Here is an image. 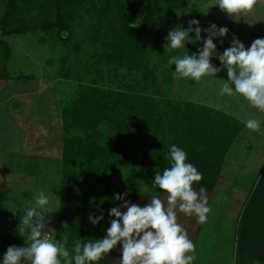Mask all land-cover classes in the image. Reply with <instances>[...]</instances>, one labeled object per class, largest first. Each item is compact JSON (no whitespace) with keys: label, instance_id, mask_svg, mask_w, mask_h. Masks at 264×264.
Segmentation results:
<instances>
[{"label":"rangeland","instance_id":"rangeland-1","mask_svg":"<svg viewBox=\"0 0 264 264\" xmlns=\"http://www.w3.org/2000/svg\"><path fill=\"white\" fill-rule=\"evenodd\" d=\"M142 1L148 8L143 13H137L135 0H68L59 8L58 0H0V234L22 243L13 242L16 246L27 243L17 231L20 212L24 202H34L40 191L50 196L53 213L47 215L57 232L65 174L91 171L99 162L103 167L105 158L96 153L119 141L130 154L120 153L111 195L127 193L125 199L141 206L152 195H160L166 203L167 194L152 181L157 170L170 167L163 158L174 137L186 140L187 144L182 142L186 147L194 142L186 115L192 116L188 110L192 106L198 111L205 108L223 126L218 130L213 124L215 132L203 141L208 146L197 143L196 148L211 156L221 134L222 167L216 186L206 190L208 220L201 224L194 215L178 212V223L196 246L194 264H264L238 254L243 221L264 227V127L260 132L245 127L249 118L264 121V113L239 94L221 95L223 80L178 78L164 47L170 30L187 28L197 19L202 28L212 23L228 28L223 44L220 38L214 40L219 53L230 46L233 34L247 48L264 37V0L234 18L214 5L216 0ZM60 21L68 29L61 35ZM42 22L50 26L45 29ZM201 45L202 41L186 44L188 54ZM187 49L171 54L183 55ZM212 63L220 66L218 58ZM216 77L226 80V69ZM150 110L155 112L152 118L165 121V129L153 138L151 131L136 126V117H149ZM169 123L177 130L169 131ZM134 133L136 141L131 138ZM124 135L130 136L128 141ZM152 139L156 145L150 147ZM85 179L77 175L78 186L91 189L92 181ZM71 229L77 235L68 236L70 257L76 240L85 243L105 234L91 233L92 224L81 220ZM254 233L248 234V243L264 245V237L257 239ZM120 257L118 245L110 259L99 264H120ZM61 261L65 264L64 258Z\"/></svg>","mask_w":264,"mask_h":264},{"label":"clouds","instance_id":"clouds-1","mask_svg":"<svg viewBox=\"0 0 264 264\" xmlns=\"http://www.w3.org/2000/svg\"><path fill=\"white\" fill-rule=\"evenodd\" d=\"M257 0H216L215 4L229 17L234 18L251 12ZM227 27L212 23L202 28L197 19L188 22V27L177 26L168 32L165 49L170 53L168 63L175 65L174 74L178 78L200 82L205 78L223 80L221 95L239 94L259 112L264 113V37L256 38L245 47L235 34L230 46L222 53L217 43L228 33ZM202 32L206 33L202 36ZM202 45L196 52L188 54L186 44ZM187 49L183 55L171 54L174 50ZM218 58L220 66L212 63ZM227 71V79H218L216 74ZM245 127L260 132L264 121L249 118ZM170 167L157 170L152 185L167 194V202L160 195H152L150 202L143 206L125 199L127 193H114L113 200L121 201L109 209L111 217L105 234L85 243L76 240L74 256L70 257L67 247V233L57 239L51 225L52 202L50 196L40 191L35 201L26 200L20 212L18 233L27 239L23 246L10 245L0 259V264H99L109 256L110 251L121 252L120 264H194L196 246L189 238L187 230L178 223V212L195 216L201 224L208 220L211 207L207 201L206 188L199 191L193 187L200 182L203 173L188 161L187 152L171 144L168 154ZM121 209H125L122 211ZM15 213V212H14ZM93 226L104 220V214H89ZM67 223L63 227H67Z\"/></svg>","mask_w":264,"mask_h":264},{"label":"trees","instance_id":"trees-1","mask_svg":"<svg viewBox=\"0 0 264 264\" xmlns=\"http://www.w3.org/2000/svg\"><path fill=\"white\" fill-rule=\"evenodd\" d=\"M66 1L68 0H58L57 8H59V5L65 3ZM146 6L147 5L142 0H135V8L137 10V13H143V11L145 12V10H148ZM147 14H145V16H147ZM42 26H45L44 28L47 29V26L49 27L50 25L48 23L45 24V22H42ZM67 30L68 29L66 28V26H64L63 22L60 21V25L58 26V34L61 35V33L63 34ZM115 49L118 50V47H116ZM125 49L126 55L130 56V53L133 52L130 49V45L126 46ZM188 110H191L192 112V116H189L188 114L186 115L188 116V119H190V126L193 130V134L189 135L195 136V139H193L194 142L190 143L189 146L186 147L184 145L185 143L187 144L186 140L180 139L179 137H174L175 140L173 144H176L177 146L183 148L188 154V161L194 164L197 169L203 173L202 180L200 182L194 183L193 187L196 189L203 186L204 188H206V190H211L217 184L216 176L217 173L220 171L223 163L222 154L220 153V151H222V142H220V140H222L221 134L218 135L219 141L218 146L216 147L217 149H214V151L212 152L213 154L211 156L203 154V150L200 152L196 150V148L197 143H202V145L208 146L206 143H203V141L206 140V137H208V134L211 131L215 132L213 124H215L218 130H222L223 126L220 121H215L214 119H211L207 113L208 110H206L205 108H202L203 111H198L197 108L193 109L191 106L190 108H188ZM177 111H180V109L178 108ZM151 112L153 113L152 115ZM154 114L155 112L150 110L149 117L151 118V121L147 119L149 118L147 115V118L145 117L144 119L136 117L138 121L136 126H138L139 128H143L147 131H151L152 134L150 135L152 138L157 136H155V134H160L161 131L165 129V121L163 122L160 119L152 118ZM168 126V130L171 132L174 131V129L175 131L177 130L176 127L171 123H169ZM164 135L166 139V136H168V134ZM170 135L175 136L177 134ZM128 136L124 135L122 138L128 141ZM131 138L136 141V138H138V134L134 133ZM149 145L150 147L156 145L155 141L152 139ZM169 149L170 146L167 149L168 151H166L165 153L163 152L166 156L163 158V160L164 162L166 161L168 163H170V160L168 159ZM98 152L99 153H96V155H98L100 158H105V164H103V167L99 165V162L98 164L94 165L91 171L90 169L88 170V168L79 170L77 172L75 170L74 174L69 171L65 174L62 180L63 182L62 194L60 197L59 223L56 232L57 239L63 237L66 233L68 236H71L72 234L73 236L77 235V231L75 230L72 232L71 228L75 227V223L80 220L90 225V221L88 220V216L90 213L94 215H100L101 212H103L104 214L103 221H101L96 226L92 225L94 231H90L91 233L98 232L99 234H102V232L110 226L109 221L112 218L108 216V211L110 208L118 206V201H114L113 196L111 195L112 191L116 188L114 182L118 181V177L115 174L117 170L116 168L118 166V159L120 157V153H123L125 155L130 154V149L126 146V144H123L122 141H119L115 144L113 148H101ZM72 157L73 159L75 158L73 162L75 164L74 167L77 168V153H73ZM92 160V156H89V161L92 162ZM161 164L163 165V162H161ZM101 169H104L105 171ZM109 173H111L112 176L109 175ZM77 175L82 176L83 182L86 181L85 178H88V181H92L91 184L89 183L91 185V189L82 188V190L76 182ZM91 196L95 198L93 202L91 201ZM100 199L103 200L100 202ZM243 222L244 223H242L239 227V231L241 232L242 236L241 243L238 248V254L240 258H242L243 255H250L256 259L259 258L262 259L261 261H264V245L261 244L259 241H253L251 243H248L246 239L248 237V234H252L253 232H255L254 235L257 239H260L262 236L264 237V227L253 225L248 221ZM65 223H67V227H63ZM248 230L252 232L248 233ZM91 237L98 238V236ZM13 242L18 245H22V243L17 240ZM13 242H11L9 237L0 234V259H2L3 254L6 252L8 246L15 245ZM107 258H109V256H107L106 259Z\"/></svg>","mask_w":264,"mask_h":264}]
</instances>
